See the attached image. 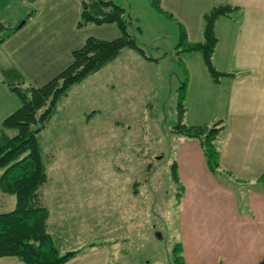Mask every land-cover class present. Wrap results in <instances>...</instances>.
Segmentation results:
<instances>
[{
  "label": "rangeland",
  "instance_id": "rangeland-1",
  "mask_svg": "<svg viewBox=\"0 0 264 264\" xmlns=\"http://www.w3.org/2000/svg\"><path fill=\"white\" fill-rule=\"evenodd\" d=\"M111 1L125 9L129 31L159 61L125 49L58 103L39 135L48 171L40 189L49 209L48 231L62 252L107 243L117 264H176L183 189L173 179L172 166L183 161L189 143L173 132L177 89L184 78L175 62L178 25L158 13L152 0ZM48 7L35 11L37 18L60 15L61 27L69 31L75 7L62 3L55 15ZM77 31H71L77 49L89 36L110 40L121 34L115 24H89ZM16 69L33 86L51 80L30 82ZM214 174L229 179L223 170ZM0 196L11 199L0 212L15 207L14 195L0 190Z\"/></svg>",
  "mask_w": 264,
  "mask_h": 264
},
{
  "label": "crops",
  "instance_id": "crops-1",
  "mask_svg": "<svg viewBox=\"0 0 264 264\" xmlns=\"http://www.w3.org/2000/svg\"><path fill=\"white\" fill-rule=\"evenodd\" d=\"M62 3L76 9L69 31L61 27L65 20L55 15ZM221 3L242 11L239 20L221 16L216 22L214 62L218 70L235 75L217 84L202 53H186L185 105L190 125L224 119L227 126L218 140L220 170L229 179L216 176L201 143L187 138L180 158L184 162L177 163L183 189L180 245L185 264H264V188L257 182L264 173V0H162V6L186 27L191 42L202 40L204 13ZM45 4L55 15L47 21L35 12ZM32 12L26 24L0 45V71L13 66L30 82L43 83L72 63L77 46L71 31L78 33L80 0H0L4 25H16L21 16ZM21 104L0 77V133L4 120ZM10 200L0 196V209L9 207ZM79 249L65 264H117L110 244ZM0 264L22 263L17 256H3Z\"/></svg>",
  "mask_w": 264,
  "mask_h": 264
},
{
  "label": "trees",
  "instance_id": "trees-1",
  "mask_svg": "<svg viewBox=\"0 0 264 264\" xmlns=\"http://www.w3.org/2000/svg\"><path fill=\"white\" fill-rule=\"evenodd\" d=\"M151 4L158 13L174 20L179 29L175 55L186 78L177 89L178 121L173 132L198 140L204 149L209 169L217 174L222 168L218 140L227 125L224 119L201 126L186 122L189 75L185 55L188 52H201L204 64L217 84L224 77L234 76V73L218 70L214 62L218 44L216 22L221 16L239 20L242 11L240 7L230 4H215L204 13L202 40L191 42L186 27L162 6V0H152ZM32 14L29 13L13 26L0 23V45L21 29ZM89 24H115L121 34L111 40L89 36L82 47L73 51L72 63L43 86L28 84L13 66L0 71L2 82L18 95L22 103L4 120L0 133V190L14 195L16 199L11 211L0 213V257L17 256L22 264H65L81 252L80 249L62 252L48 231L49 209L40 198V189L48 181V171L39 135L55 115L58 103L70 90L116 60L125 49L134 50L146 60L159 61L149 56L138 44L129 31L125 9L113 1L88 3L82 0L77 27ZM177 169L178 165L174 162L173 179L179 182ZM257 182L264 188V173ZM97 245L93 243L88 247ZM173 254L176 264H185L180 243L175 245Z\"/></svg>",
  "mask_w": 264,
  "mask_h": 264
}]
</instances>
